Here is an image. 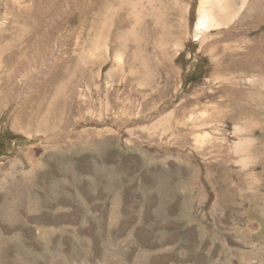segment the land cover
<instances>
[{"label": "rangeland", "instance_id": "rangeland-1", "mask_svg": "<svg viewBox=\"0 0 264 264\" xmlns=\"http://www.w3.org/2000/svg\"><path fill=\"white\" fill-rule=\"evenodd\" d=\"M0 0V264H264V0ZM192 77V78H191Z\"/></svg>", "mask_w": 264, "mask_h": 264}, {"label": "bare ground", "instance_id": "bare-ground-1", "mask_svg": "<svg viewBox=\"0 0 264 264\" xmlns=\"http://www.w3.org/2000/svg\"><path fill=\"white\" fill-rule=\"evenodd\" d=\"M247 2L242 0L241 6L244 7ZM199 10L197 30L201 32L204 28L221 25L222 19L231 20L241 8H235L234 0H200Z\"/></svg>", "mask_w": 264, "mask_h": 264}, {"label": "trees", "instance_id": "trees-1", "mask_svg": "<svg viewBox=\"0 0 264 264\" xmlns=\"http://www.w3.org/2000/svg\"><path fill=\"white\" fill-rule=\"evenodd\" d=\"M192 78V77H191Z\"/></svg>", "mask_w": 264, "mask_h": 264}]
</instances>
